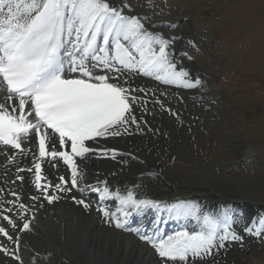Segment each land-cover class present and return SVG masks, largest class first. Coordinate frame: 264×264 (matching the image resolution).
<instances>
[{"label": "snow or ice", "instance_id": "snow-or-ice-1", "mask_svg": "<svg viewBox=\"0 0 264 264\" xmlns=\"http://www.w3.org/2000/svg\"><path fill=\"white\" fill-rule=\"evenodd\" d=\"M98 37H102L106 47L97 45ZM170 45V38L148 31L137 16L123 14L111 0H0V76L6 91L19 98V115L15 114V108L9 112L6 103H0V142L19 149L24 138L35 134L39 137L40 157L62 158L72 169L71 185H76L77 166L73 157H85L94 151L86 146V141L119 136L118 129L124 128L126 132L127 125L137 123L134 106L144 101L135 93L143 89L125 87L129 84L123 79L126 71L135 69L166 84L194 87L185 79L189 75L187 71L183 68L177 71L168 51ZM68 46L73 51L68 52L70 60L66 71L61 50ZM96 70L104 74H94ZM67 73L78 75L65 78ZM26 104L32 109L31 113L26 114ZM30 116L35 118V123ZM42 128L58 134L60 147L70 143L71 151H56L55 146L46 151V139L53 145L54 141L48 133L41 132ZM109 152L115 157V150H102L103 155ZM40 168V163H35L37 188L41 187L38 183ZM55 187L62 189V184ZM107 194L105 187L103 195ZM48 199L51 201L54 197L48 196ZM121 201L133 207H167L169 212L188 214L197 220L203 218L206 230L194 234L177 232L153 244L159 256L173 264L177 260L187 261L189 253L202 258L211 254L214 247H223L224 241L243 239L229 230L219 237L217 244V220L197 215V206L189 202L163 206L159 201L135 200L131 192ZM124 215L127 217L129 213ZM261 224L264 225V220ZM115 226L124 228L125 224L117 221ZM23 228L28 229L29 224L25 222ZM128 230L152 243L139 228L129 227ZM0 233L12 239L3 227ZM255 235L259 237L262 233L257 230ZM15 258L20 260L19 256Z\"/></svg>", "mask_w": 264, "mask_h": 264}, {"label": "bare ground", "instance_id": "bare-ground-1", "mask_svg": "<svg viewBox=\"0 0 264 264\" xmlns=\"http://www.w3.org/2000/svg\"><path fill=\"white\" fill-rule=\"evenodd\" d=\"M123 5H126V3H123ZM137 12L139 13V11ZM142 13L145 14L146 11L143 9ZM178 20L180 19L176 18L173 19L172 22ZM150 21L151 20H147V22ZM157 25L158 27L162 25L165 26V22L161 23L159 20H157ZM179 25H177V27ZM172 32L173 34H186L183 24L182 26H179L177 30ZM188 37L190 36L188 35ZM183 54L184 51L182 53L180 52L175 57L183 58ZM185 64H187L186 61ZM187 66L191 65L188 63ZM192 70H201L199 71V74L202 73L205 75V70H198L196 67H192ZM123 79L129 81V84H126L125 86H130L133 90H135L137 87L146 89L147 94H145L143 91L141 93L135 94L138 97L142 95L143 97H148L151 101L154 100V103H150V110L152 112H147L144 109H140V103L137 104V123L132 124L131 126L129 125L130 128H128L127 131L120 137L111 139L109 141L106 139L104 141L106 144L104 147L122 149L126 151L127 154L120 156L115 155V157H112L111 159L105 158L108 156L100 155L99 160H91V163L97 160L95 163H93L95 166L93 169L96 170V172L95 174L92 173V175H98L97 170H100L101 177H103V179H107L108 182L113 186H121L124 183H138L139 187L142 188L141 190H143L141 193H145L146 195L156 199H162L163 197L167 196L171 199L172 197H176L180 194H188L189 196H201L209 199H211V196H213L212 199L222 201V196L228 195L226 192H221L224 190L218 192L219 190L216 191L212 189L211 191L204 189L205 187L203 184H197L200 185L198 187L196 185H189L190 181H192L189 179L186 180L188 182L187 184H185L186 182L183 181L171 182L170 177L167 174L168 171L166 172V170L169 169L176 171L175 173L180 176L185 174V171H182L183 173H179L177 170H174V163L172 164L173 159L169 161V157L172 152L177 154L178 160L182 159L187 162L185 158L187 155H191V158H189L188 161L201 163L199 159L203 160V156L200 158L196 156L199 159L194 158V143H197L198 148H203L207 153L212 149L211 146H207V140L202 138L200 129L201 127H204L205 129L209 128V134L215 135L213 138L218 137V128L220 125H216L214 120L217 119V115H220L221 117L223 116L221 115V112H218V114L217 111L214 112V110H205L203 106H197V103L198 101H201L202 104L203 99L207 104L212 103L211 101L216 99L215 93L211 91L209 93H202L200 99L199 95H197L195 100L187 99L186 101L181 95L182 91H179L175 86L168 84L161 86L155 82L146 80L139 74L133 76L132 74L128 75L127 73ZM210 82H212L211 79ZM169 108H172L171 113L167 111ZM174 112L179 113V116L176 117ZM193 114L200 116L199 119L197 120L195 116L194 119H192L193 116L191 117V115ZM146 123H148L150 126H148ZM189 128L193 129L191 134L188 132ZM193 136H196V139L191 141L190 139ZM219 138H221V136H219ZM227 144L225 143L224 145V143H222L221 147L229 149L230 145ZM53 146H55L56 151H63L58 142H55L54 145L52 144V147ZM20 152L22 154L18 157L14 155H0V226L3 225L5 228L8 227L10 229L14 227V224L20 217H23L26 214V207L31 208L35 205V208H42L41 200L38 202L29 200L32 199L30 198L31 195L38 197L40 194L36 187V182L34 183L32 181V173L28 171V169L34 168L35 163L38 162L37 160H34V155H37V151L32 149L31 153H28V150H22ZM11 156L14 158L12 159ZM135 157L144 158V161L136 160ZM51 160H53L51 163L47 161L43 162L41 165L44 166L45 172L49 174L53 186L55 187L56 184H62V189L69 188L67 185L68 173L66 168H64L62 159L54 158ZM182 160L180 161L184 162ZM203 161L205 162V160ZM53 165L58 166L57 170L53 168ZM89 165L91 166L92 164L88 163V166ZM204 167H208L207 163H205ZM208 168L211 167L209 166ZM178 169H180V167H178ZM192 172L195 171H191V173ZM132 175L133 179L131 180ZM206 175L210 177H207L208 179L213 178L217 181L219 180L218 184L220 183V185H218V187L224 189V179L215 178V176H213L214 174L209 170L206 171V173L204 172V176ZM60 177H63L64 180L61 181ZM227 178L228 177L226 176V179ZM168 182L171 186H175L179 189H185L186 191L179 190L178 192L170 195L169 193L171 192L167 193L166 187L163 186ZM228 185L231 187L233 186L229 183ZM212 186L213 184L210 185V187ZM254 186L257 187V185ZM55 189L57 192H59V189L56 187ZM231 194L234 195V193ZM50 196L54 197V199H52V201H54V205L48 206L40 212V220L43 219L44 223L47 222V226L45 225L42 233H39L41 236L39 237L38 242L35 241V243L31 244L33 247L28 253L30 254V257L34 256L37 259L36 264H54L53 261L57 262L58 260L62 261H59L60 264H86L83 254H78L76 250V248H78L76 238L80 237L79 240L84 239L85 234L86 237L90 239L92 244L94 243L101 249L100 251L104 253V257L102 258L106 260L108 264H173L172 261L168 262L165 259L159 260L158 257L153 254L152 250L144 244L143 245L148 248L143 254L144 257L141 254H136L134 256V254L138 252V246L140 245L138 244L139 241L131 234L114 230L111 227V224L102 217V215L96 210L94 206L87 208L83 203H75L73 198L77 197L79 200V197L78 194L73 193L71 190L65 191L61 198H56L53 194H50ZM228 196V198H225V202H231V200L235 201L238 198H241L232 197L230 195ZM19 197H22L21 202L18 201ZM240 200L242 201V199ZM243 201V204H233L232 206L228 207V211L232 209L241 212L237 214V219H228L229 217H226L228 219V226L225 227V231H227L228 228L234 229L233 223L236 225L235 229L237 227L239 231H245V228L247 227V223L245 222L247 214L251 215L256 211L253 205L251 206L245 200ZM22 202H24V204H22ZM21 205H23V207H21ZM196 206L198 208L199 204ZM260 208L264 209L263 205L259 207V209ZM14 210H16L18 215L14 214ZM6 214L10 215L12 221L8 222L4 218L1 220L2 216H5ZM208 216H210V214ZM6 222L7 225H5ZM258 223L259 221L254 223V227H256ZM241 225L243 227L242 229L240 228ZM249 233L250 232L247 231L246 235ZM47 234L49 238L51 237V239H49L51 240V244L42 245V242H45V237H47L45 235ZM125 234L128 235V241L126 240L127 238L125 237ZM1 235L2 234L0 233V239L2 238ZM230 242L233 241L229 240V243ZM8 243L10 244V241H8ZM136 244H138V246ZM250 244V240L246 238V244L244 245L243 249L237 250L238 242H236L233 249L229 251L228 257H222L220 262H216L214 264H235L240 254L251 250L252 246H250V249L248 248ZM253 244L258 245L256 243ZM80 251H84V249H80ZM232 251L234 259L228 262V260L231 258ZM3 252L0 251V264H16L11 256H8L10 255L8 248L6 252ZM45 254H50L51 256L48 261L44 256ZM91 254L90 252L88 253V260L91 258V262L93 263L94 259L92 258ZM147 256L153 258V260H143V258L146 259ZM30 257L29 259L25 257L27 264H31L29 262ZM151 260L153 263L149 262ZM247 260L248 258L244 257L245 264H255L252 262V260L249 262H247ZM57 264L59 263L57 262ZM175 264H190V262L188 260L184 262L177 260ZM207 264H213V262H209Z\"/></svg>", "mask_w": 264, "mask_h": 264}, {"label": "rangeland", "instance_id": "rangeland-1", "mask_svg": "<svg viewBox=\"0 0 264 264\" xmlns=\"http://www.w3.org/2000/svg\"><path fill=\"white\" fill-rule=\"evenodd\" d=\"M131 1L130 5L134 6L136 3L138 5L139 0ZM139 5L143 4L139 2ZM147 6L144 8L145 14L148 15L152 12L154 16H161L163 15L162 11H166V13L164 12L166 19H170V21L176 18L180 19L181 26L184 25L186 36L193 37L186 56L192 67L194 65V67L205 70L209 80H212V83L210 82L205 88H209V90L213 88L211 92L216 95V99L212 100V103L207 104L203 99L202 104L198 102L197 106H203L205 110L221 112L223 116L217 115V119L214 120L216 125H220L218 137L213 138L215 135L209 134V128L201 127L200 129L202 138L208 142L207 146L212 147L208 153L203 148H198L197 143H194V158L199 159L203 156L205 162L200 159L201 163L188 161L191 155H187L185 158L187 162L178 156L180 160L184 161L181 162L177 159V154L172 152L169 161L173 159L174 170L179 173L185 171V174L180 176L175 173L176 171L167 169L170 181H183L187 184L186 180L189 179L192 180L189 185L198 187L200 185L197 184H203L204 189L219 190L218 192L224 190L221 192H226L232 197H241L238 199L245 200L251 206L255 205V210L262 205L264 207V0H158L156 2L154 0L152 7H150L151 5L148 6L150 8ZM194 116L197 120L200 117L193 114L191 115L192 119ZM192 130L189 128L188 132L191 134ZM195 139L196 136H193L190 140L194 141ZM222 143L224 145L228 143L229 149L221 147ZM139 159L144 161V158ZM96 161L90 163L92 164L90 166L92 173L96 172L93 169L95 167L93 163ZM205 163L211 168H205ZM203 169L212 172L215 178L224 179V189L218 187L219 180L208 179V175L204 176L206 171ZM99 171L97 170V172ZM191 171L195 172L191 173ZM228 183L233 186H229ZM208 184H213V186L210 187ZM163 186L166 187L167 193L171 192L170 195L179 190L186 191L171 186L169 182ZM228 195L222 196L221 202H225ZM260 209L263 210V208ZM234 211L236 213L233 212V215L237 219L236 214L241 211ZM248 217L247 214L246 219ZM235 226L233 223L234 229ZM240 228H243L242 225ZM236 229L239 231L237 227ZM260 229H262L260 230L261 236L255 235L259 229L254 227L244 237L250 240L251 244L248 248L250 249V246L252 248L250 251H246L248 253L240 254L235 264H245L244 257L248 258L247 262L252 260L255 264H264V225ZM45 236L47 237L42 245H50L51 237L49 238L48 234ZM84 236V239L81 240H79L80 237L76 238L78 245L76 250L78 254H83L86 264H108L102 258L104 253L100 251L101 249L94 243L92 244L86 234ZM32 237L35 240L39 239L37 234ZM125 237L128 241V235L125 234ZM244 238L242 240L245 241ZM243 243L246 244V241ZM138 244L140 245L138 246ZM138 244H136L138 252L134 256L141 254L144 257L143 254L148 248L140 242ZM80 249H84V251H80ZM89 252L90 254L92 252L93 263L91 258L88 260ZM148 259L153 260L149 256L146 259L143 258V260ZM233 259L232 251L228 262ZM59 261L61 260L57 261L60 264ZM57 262L53 261L54 264Z\"/></svg>", "mask_w": 264, "mask_h": 264}]
</instances>
